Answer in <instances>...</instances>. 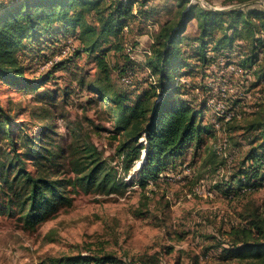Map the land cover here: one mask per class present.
<instances>
[{
  "label": "rangeland",
  "instance_id": "374dc122",
  "mask_svg": "<svg viewBox=\"0 0 264 264\" xmlns=\"http://www.w3.org/2000/svg\"><path fill=\"white\" fill-rule=\"evenodd\" d=\"M184 1L137 0L135 17L123 28L122 48L107 51L114 89L127 103L141 98L155 81L145 67L149 52L162 26L180 20ZM194 1L210 9L264 6V0H187L186 5ZM88 18L95 22L94 14ZM196 24L197 19L190 18L179 37L180 63L175 78L167 83L176 86L174 96L200 111L207 133L198 146L192 141L179 156L168 159L143 188L138 185L141 163L135 160L125 171L129 163L117 153L122 137L114 128L111 93L106 102L93 90L94 57L84 52L69 58V53L62 54L65 42L72 49L76 46L77 31L55 33L47 40H58L55 52L45 43L37 49L40 52H31L40 40L25 41L28 49L19 53L26 67L24 81L0 82V104L11 118L19 151L26 152V168L60 180L56 184L60 198L51 213L32 225L22 218L24 207L18 208L21 191L0 189V264H61L59 258L78 254L84 258L111 255L115 264H219L222 248L230 245V227L245 222L250 211L264 212L263 186L251 192L236 186L248 153L254 149L258 154L263 140L262 132L249 126L261 110L264 114V78L254 74L264 49H253L258 50L257 57L243 65L252 50L247 40L218 42L222 30L217 29L201 49ZM40 39L48 37L44 34ZM126 43L135 58L130 83H124L116 69L127 62ZM66 57L61 64H52ZM32 139L51 150L50 159H42L37 169L39 160L23 143ZM139 140L144 142L142 137ZM72 145L95 148L115 178L124 182L122 187L112 193L63 187L62 180L74 176ZM84 264L92 263L87 259Z\"/></svg>",
  "mask_w": 264,
  "mask_h": 264
},
{
  "label": "trees",
  "instance_id": "16d2710c",
  "mask_svg": "<svg viewBox=\"0 0 264 264\" xmlns=\"http://www.w3.org/2000/svg\"><path fill=\"white\" fill-rule=\"evenodd\" d=\"M136 2L137 0H1L0 82L20 84L24 81L26 67L20 60L19 53H26L27 39L40 40L31 52L39 51L37 49L43 47L44 43L50 45L51 52H55L54 45L58 40H47L55 38V33L77 31L73 35L76 46L72 49V45L68 44V58L82 52L94 57L97 74L93 90L106 102L109 101L108 93H111L114 128L122 137L117 153L129 163L125 166V171L133 161L142 160L138 168V185L143 188L149 178L155 179L160 174L168 164V159L179 156L192 141L198 146L202 134L207 133L208 127L199 120L200 111L193 108L187 100L174 96L173 89L176 86L167 83L175 78L174 73L180 63L178 40L186 29V23L190 18L197 19V40L201 49L207 44L206 39L211 32L217 29L222 30L217 38L218 42L227 44L235 38L247 40L252 50L242 61L245 65L253 57H257L258 50L253 49L258 46L264 49V6L251 4L241 8L210 9L202 7L196 1L186 5L185 0L180 20L176 25L169 26L165 23L162 26L149 52L145 67L150 70L149 75L154 77L152 81H155L150 83L141 98L127 103L125 96L114 89L106 54L111 48H122L123 28L135 17L133 6ZM89 14L95 15V22L89 20ZM43 33L48 39H40ZM105 43H109V46L103 47ZM124 47L127 62L116 67L119 78L125 71H132L135 75V58H130L127 52V48H133L127 43ZM59 48L61 52L62 48ZM66 59L67 57L61 58L52 64H61ZM48 73L44 76L49 77ZM254 74L257 79L264 78V50ZM262 111L249 128L259 129L263 140L257 146L258 154L251 149L246 158L247 166L236 175L237 190L251 192L261 186L264 180ZM13 132L7 109L0 104V189L15 191L18 188L21 191L17 195L18 208L24 207L22 218L27 224L33 225L53 211L60 198L56 186L60 180L44 174L35 175L26 168V152L19 151ZM141 137L144 142L139 140ZM23 143L29 146L32 158L39 160L35 165L36 169L43 163L42 159H50L51 150L36 144L35 140ZM71 150L74 153L71 160L74 176L62 180L65 181L63 187L78 186L84 192L92 190L98 193H112L122 187L124 182L115 178L112 168L95 148L72 145ZM143 150L145 154L142 157ZM228 235L230 245L222 248L223 262L219 264H230L232 261L264 264V212L256 209L250 211L245 222L230 227ZM87 259L92 264H115L116 261L111 255L84 258L78 254L63 256L57 262L84 264Z\"/></svg>",
  "mask_w": 264,
  "mask_h": 264
},
{
  "label": "built area",
  "instance_id": "2783aa9c",
  "mask_svg": "<svg viewBox=\"0 0 264 264\" xmlns=\"http://www.w3.org/2000/svg\"><path fill=\"white\" fill-rule=\"evenodd\" d=\"M70 50V47L67 45L65 46V49L62 51L63 56L68 54ZM127 52L130 58H134V52L133 49L131 48H127ZM134 76V73L132 71H125L124 73L121 74L120 79L124 82V83H129L131 82L132 78ZM150 79H154L153 76H150ZM261 186L264 187V180L261 182Z\"/></svg>",
  "mask_w": 264,
  "mask_h": 264
},
{
  "label": "water",
  "instance_id": "95a60500",
  "mask_svg": "<svg viewBox=\"0 0 264 264\" xmlns=\"http://www.w3.org/2000/svg\"><path fill=\"white\" fill-rule=\"evenodd\" d=\"M250 2H256V0H250V1H248V2H246V3H250ZM245 3V4H246ZM145 154V150H143V154H142V156Z\"/></svg>",
  "mask_w": 264,
  "mask_h": 264
},
{
  "label": "bare ground",
  "instance_id": "6f19581e",
  "mask_svg": "<svg viewBox=\"0 0 264 264\" xmlns=\"http://www.w3.org/2000/svg\"><path fill=\"white\" fill-rule=\"evenodd\" d=\"M142 157H143V156H142ZM141 162H142V160H141V159H138L137 163L140 164Z\"/></svg>",
  "mask_w": 264,
  "mask_h": 264
}]
</instances>
